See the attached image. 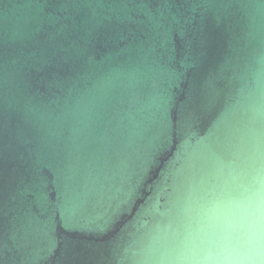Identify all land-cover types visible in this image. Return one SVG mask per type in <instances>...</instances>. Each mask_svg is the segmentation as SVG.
I'll list each match as a JSON object with an SVG mask.
<instances>
[{"label":"water","instance_id":"95a60500","mask_svg":"<svg viewBox=\"0 0 264 264\" xmlns=\"http://www.w3.org/2000/svg\"><path fill=\"white\" fill-rule=\"evenodd\" d=\"M255 202L264 0H0V264H172Z\"/></svg>","mask_w":264,"mask_h":264},{"label":"clouds","instance_id":"9594fccd","mask_svg":"<svg viewBox=\"0 0 264 264\" xmlns=\"http://www.w3.org/2000/svg\"><path fill=\"white\" fill-rule=\"evenodd\" d=\"M202 212L211 227L185 242L184 253L194 259L172 264H255L239 258L244 252L255 255L260 242L261 216L255 202L229 210L209 207Z\"/></svg>","mask_w":264,"mask_h":264}]
</instances>
